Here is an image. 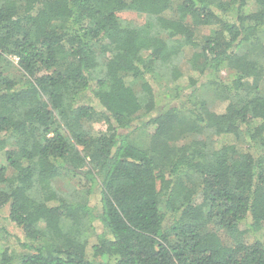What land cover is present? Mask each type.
<instances>
[{"label": "trees", "instance_id": "obj_1", "mask_svg": "<svg viewBox=\"0 0 264 264\" xmlns=\"http://www.w3.org/2000/svg\"><path fill=\"white\" fill-rule=\"evenodd\" d=\"M4 208L0 264H264V0H0Z\"/></svg>", "mask_w": 264, "mask_h": 264}, {"label": "rangeland", "instance_id": "obj_2", "mask_svg": "<svg viewBox=\"0 0 264 264\" xmlns=\"http://www.w3.org/2000/svg\"><path fill=\"white\" fill-rule=\"evenodd\" d=\"M253 6H250V9H252ZM120 19L121 21L126 24V25H140L143 20H144V16L143 15H137L133 12H122L120 14ZM14 62L16 63V59H13ZM193 77H197L196 74H190ZM188 81V74L186 73L181 79H179V84L181 86H185L187 84ZM137 90H139L138 86L134 87ZM214 105V104H213ZM213 109H216L218 112H220L223 109V106H219L217 107V104H215L213 107ZM142 121H146V118H139L137 120H135L132 123V129L135 131L134 133H132L128 140H130L132 143H134L136 146L138 147H142L147 138H146V133L151 134L154 131V127H148L146 128V132L143 129H139V125ZM127 131L124 130L122 133H126ZM228 139L226 138H217V144H221L223 142H227ZM231 141V140H230ZM228 141V142H230ZM183 143V141L181 142ZM180 143V144H181ZM56 187L57 188H61V190L63 191H67L68 187L65 185L64 181L61 179H58L56 181ZM8 209L4 208L2 210H0V230L1 229H5L6 230V234L2 233L0 235V250H2L3 248H8L14 250V251H18L21 252L23 249H21L20 245H19V241H24L23 235L21 233V231L16 228L13 224H11L8 221ZM95 225V224H94ZM97 227V226H96ZM93 228V226L91 227L92 229L88 230V235L89 237H94L92 235H96L97 233H100L102 231V229L100 227L97 228ZM241 228H244V225L241 226ZM258 238L260 239H264V237L261 235V233L259 232L256 235ZM91 240H94L93 238ZM249 241H252V239L250 238Z\"/></svg>", "mask_w": 264, "mask_h": 264}]
</instances>
